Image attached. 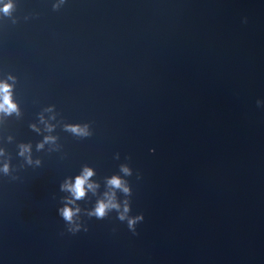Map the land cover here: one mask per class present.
<instances>
[{
  "label": "water",
  "instance_id": "water-1",
  "mask_svg": "<svg viewBox=\"0 0 264 264\" xmlns=\"http://www.w3.org/2000/svg\"><path fill=\"white\" fill-rule=\"evenodd\" d=\"M58 2L14 0L0 17V78H16L22 111L0 125L14 137L0 264H264V0ZM49 106L60 151L37 152L29 125ZM22 141L40 166L17 155ZM85 164L101 193L132 169L118 197L144 216L138 235L115 210L85 215L91 193L77 201L88 231H67L60 185Z\"/></svg>",
  "mask_w": 264,
  "mask_h": 264
},
{
  "label": "clouds",
  "instance_id": "clouds-1",
  "mask_svg": "<svg viewBox=\"0 0 264 264\" xmlns=\"http://www.w3.org/2000/svg\"><path fill=\"white\" fill-rule=\"evenodd\" d=\"M64 2L65 0H59L54 7L58 8ZM14 8V0H0V17L11 16ZM244 23H247L246 18ZM15 82L16 78L12 75H8L6 78H0V125L8 118L13 116L19 118L22 115L20 105L14 97ZM257 107H264V103L258 101ZM56 119L55 107L49 106L39 114L37 122L29 125V129L32 132L42 137L35 145L37 152L44 151L46 146H48L49 151H60V145L58 144L59 137L53 135L57 128V123H54ZM63 130L81 139H86L92 135L88 124L66 123L63 125ZM13 140L14 137L12 136H0V177L9 176L12 172L11 158L7 150L3 147V144L11 143ZM17 147V155L27 165L37 167L41 165L42 161L39 158H33V144L30 141H22ZM153 153L155 152L153 151ZM115 158L119 159L118 153ZM120 173L122 175L113 174L105 178L103 185L105 190L102 193L99 191L101 188L100 182L92 179L96 175L95 169L87 164L81 167L78 175L74 177L68 176L63 181L60 185V190L68 195L64 197V206L58 209V215L68 225L67 231L69 233L76 235L81 231H88V227L81 220L80 214L82 209L77 204V201L86 200L88 194L91 193L98 198L91 208L84 210L85 215L89 218L103 220L111 211L115 210L118 213V219L121 222H127L129 231L133 235H138L136 226L144 221V216H131L129 214V200L125 199L121 202L118 197V192L122 193L125 197L132 195L131 185L125 177L131 176L133 172L127 164H121ZM138 179H142V177L138 176Z\"/></svg>",
  "mask_w": 264,
  "mask_h": 264
}]
</instances>
